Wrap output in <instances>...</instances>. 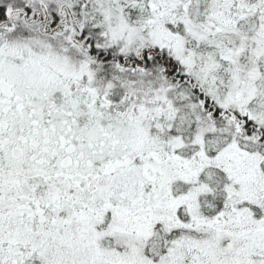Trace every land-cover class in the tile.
Segmentation results:
<instances>
[{
  "label": "snow or ice",
  "instance_id": "obj_1",
  "mask_svg": "<svg viewBox=\"0 0 264 264\" xmlns=\"http://www.w3.org/2000/svg\"><path fill=\"white\" fill-rule=\"evenodd\" d=\"M0 264H264V0H0Z\"/></svg>",
  "mask_w": 264,
  "mask_h": 264
}]
</instances>
